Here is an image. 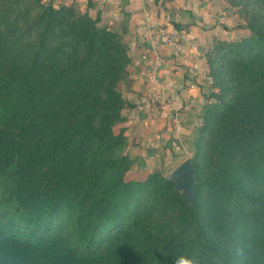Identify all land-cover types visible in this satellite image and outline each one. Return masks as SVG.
Masks as SVG:
<instances>
[{
    "label": "trees",
    "instance_id": "1",
    "mask_svg": "<svg viewBox=\"0 0 264 264\" xmlns=\"http://www.w3.org/2000/svg\"><path fill=\"white\" fill-rule=\"evenodd\" d=\"M207 59L194 203L134 177L132 57L99 15L0 0V264H264V0Z\"/></svg>",
    "mask_w": 264,
    "mask_h": 264
},
{
    "label": "crops",
    "instance_id": "2",
    "mask_svg": "<svg viewBox=\"0 0 264 264\" xmlns=\"http://www.w3.org/2000/svg\"><path fill=\"white\" fill-rule=\"evenodd\" d=\"M46 2L99 15L103 25L112 26L129 44L132 61L122 89L134 107L124 112L128 117L126 152L137 156L141 150L151 152L148 145L152 143L169 145L170 150L176 141L185 146L187 138L195 136L210 93L208 54L219 40L232 39L227 0ZM135 169L134 177H138Z\"/></svg>",
    "mask_w": 264,
    "mask_h": 264
},
{
    "label": "rangeland",
    "instance_id": "3",
    "mask_svg": "<svg viewBox=\"0 0 264 264\" xmlns=\"http://www.w3.org/2000/svg\"><path fill=\"white\" fill-rule=\"evenodd\" d=\"M228 6L230 7V10L227 12L228 15V22L234 30H232L231 38L237 39L241 37L243 31H247L244 28V25H246L248 16L245 11H242L239 6H230L229 0H227ZM241 35V36H240ZM215 41V40H214ZM213 41V42H214ZM212 42V45H213ZM219 43V41L217 42ZM216 44V43H215ZM214 44V45H215ZM213 49V48H212ZM199 133V128L194 131V135L191 139L190 136L187 138V143H185V146H183L180 142L173 139H170L172 142H175L170 147V150H168L169 145H158L156 143H152L151 145H148V147L152 150L151 152H144L141 150V153L134 152H128L131 153L135 161L136 166V175L139 177V174H142L141 176H145L147 171H153L156 169L162 170V172L166 175L170 170H172L176 165H178L180 162L185 160L186 158L192 157L194 152V137L196 139L197 135ZM163 132H161V137ZM157 134H155L156 136ZM154 136V137H155ZM153 137V138H154ZM171 138V136H170ZM189 139V140H188ZM127 146L124 148V151L126 152Z\"/></svg>",
    "mask_w": 264,
    "mask_h": 264
},
{
    "label": "water",
    "instance_id": "4",
    "mask_svg": "<svg viewBox=\"0 0 264 264\" xmlns=\"http://www.w3.org/2000/svg\"><path fill=\"white\" fill-rule=\"evenodd\" d=\"M167 182L173 183L176 189L182 192L188 204L194 203L196 188L198 186V179L196 176V169L194 161L191 157L186 158L166 175Z\"/></svg>",
    "mask_w": 264,
    "mask_h": 264
},
{
    "label": "clouds",
    "instance_id": "5",
    "mask_svg": "<svg viewBox=\"0 0 264 264\" xmlns=\"http://www.w3.org/2000/svg\"><path fill=\"white\" fill-rule=\"evenodd\" d=\"M173 264H202V258L182 253L173 261Z\"/></svg>",
    "mask_w": 264,
    "mask_h": 264
}]
</instances>
